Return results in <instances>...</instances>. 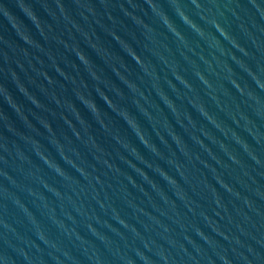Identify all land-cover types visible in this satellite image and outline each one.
I'll list each match as a JSON object with an SVG mask.
<instances>
[{"label": "water", "instance_id": "obj_1", "mask_svg": "<svg viewBox=\"0 0 264 264\" xmlns=\"http://www.w3.org/2000/svg\"><path fill=\"white\" fill-rule=\"evenodd\" d=\"M0 264H264V0H0Z\"/></svg>", "mask_w": 264, "mask_h": 264}, {"label": "clouds", "instance_id": "obj_2", "mask_svg": "<svg viewBox=\"0 0 264 264\" xmlns=\"http://www.w3.org/2000/svg\"><path fill=\"white\" fill-rule=\"evenodd\" d=\"M93 103H95V104H96L95 100H93ZM96 105H97V104H96Z\"/></svg>", "mask_w": 264, "mask_h": 264}]
</instances>
